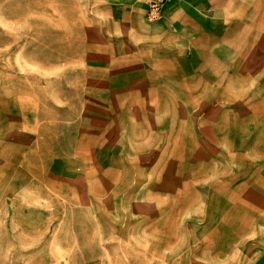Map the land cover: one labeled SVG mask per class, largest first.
<instances>
[{
	"label": "rangeland",
	"instance_id": "rangeland-1",
	"mask_svg": "<svg viewBox=\"0 0 264 264\" xmlns=\"http://www.w3.org/2000/svg\"><path fill=\"white\" fill-rule=\"evenodd\" d=\"M101 1L0 0V264H264L260 83L150 80Z\"/></svg>",
	"mask_w": 264,
	"mask_h": 264
},
{
	"label": "crops",
	"instance_id": "crops-1",
	"mask_svg": "<svg viewBox=\"0 0 264 264\" xmlns=\"http://www.w3.org/2000/svg\"><path fill=\"white\" fill-rule=\"evenodd\" d=\"M101 4L102 34L118 35L129 56H139L136 64L155 67L150 80L209 83L215 93L207 97H232L222 91L237 82L260 83L246 92L264 97V0H170L156 20L146 17L148 0ZM82 252L102 261L101 252Z\"/></svg>",
	"mask_w": 264,
	"mask_h": 264
},
{
	"label": "built area",
	"instance_id": "built-area-1",
	"mask_svg": "<svg viewBox=\"0 0 264 264\" xmlns=\"http://www.w3.org/2000/svg\"><path fill=\"white\" fill-rule=\"evenodd\" d=\"M170 0H148L146 17L148 20H156L161 17L166 3Z\"/></svg>",
	"mask_w": 264,
	"mask_h": 264
}]
</instances>
